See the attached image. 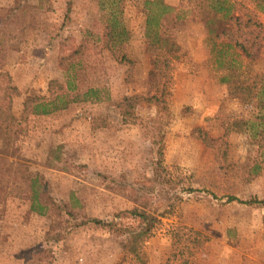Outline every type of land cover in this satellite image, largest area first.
<instances>
[{
  "label": "rangeland",
  "instance_id": "obj_1",
  "mask_svg": "<svg viewBox=\"0 0 264 264\" xmlns=\"http://www.w3.org/2000/svg\"><path fill=\"white\" fill-rule=\"evenodd\" d=\"M68 1L0 0L2 14L20 7L25 17L6 60L20 96L19 121L0 132V157L13 164L0 178V264H119L136 209L159 218L142 245L146 264H264V206L247 203L264 199V140L235 123L253 119L255 99L232 97L204 63L210 11L175 21L181 50L167 67L143 40L138 0L126 5L132 42L72 57L101 13L95 0L71 9ZM71 58L80 90L98 88L102 98L56 136L49 120L25 117L24 102L53 97ZM253 66L264 71V54ZM28 175L39 177L44 215L31 211Z\"/></svg>",
  "mask_w": 264,
  "mask_h": 264
},
{
  "label": "trees",
  "instance_id": "obj_2",
  "mask_svg": "<svg viewBox=\"0 0 264 264\" xmlns=\"http://www.w3.org/2000/svg\"><path fill=\"white\" fill-rule=\"evenodd\" d=\"M68 2V7L71 9L79 4L80 0ZM91 2L101 13L98 17V31H94L93 27L87 29L82 42L71 53L72 57L80 51L87 52L91 47L107 48L114 52L119 45L128 41L132 42V34L125 21L127 0ZM135 7L145 17L143 40L149 48L155 47L158 51L157 59L163 58V64L167 67L170 59L176 58L181 50L177 40L173 39L175 21L187 16L189 10L208 9L210 11L204 18L201 31L204 34L202 38L205 49L204 63H208L218 74L220 82L229 86L232 97L255 99V111L252 116L254 120L239 119L235 123L239 126L242 124L237 130L241 131L245 127L254 132V137L264 140V71L256 70L253 66V62L261 59L264 54V23L260 20V14H264V0H180L178 5L169 3L167 0H138ZM11 9L5 14H2L0 10V132L5 133L11 131L13 125L19 121L14 114L13 105L15 97L20 96L19 88L6 69V60L9 51L15 48L14 43H10V40L17 35L13 33V30L20 28L22 35L25 24V17L15 12L21 10L20 7ZM156 62L158 63L159 60ZM76 64L77 62H73V59L70 61L66 68L67 82L59 85V91L53 97L28 96L26 98L23 109L26 118L29 115L50 114L67 108L68 105L77 101H98L102 98L101 90L98 88L88 87L85 91L80 90L73 75ZM167 67L165 71L157 69L156 73L159 76L166 74ZM52 84L54 81L51 82V88ZM9 139L8 148L11 149V154H16L17 151L10 147ZM12 168L13 164L7 163L3 157H0L1 179L4 172L7 170L11 172ZM23 179L30 183L31 211L44 215L49 207L42 203V198L39 196V189L36 187L39 177L31 178L28 175ZM5 196H7L6 193L0 194V199ZM230 199L237 200V197ZM247 203L264 206V199H253ZM133 213L139 218V225L135 229L128 230V236L123 243L124 257L119 264H146L142 257V245L147 237L153 235L159 223V218L151 213L137 209ZM91 221L101 223L100 219H91Z\"/></svg>",
  "mask_w": 264,
  "mask_h": 264
},
{
  "label": "crops",
  "instance_id": "obj_3",
  "mask_svg": "<svg viewBox=\"0 0 264 264\" xmlns=\"http://www.w3.org/2000/svg\"><path fill=\"white\" fill-rule=\"evenodd\" d=\"M167 1L174 5L179 2L178 0ZM90 104L94 103L92 101H77L68 105L67 108L59 109L46 115H35L34 117L49 120V124L45 128L48 127L47 130L54 131L56 136L57 134L61 136L62 133H72L75 124H78L77 122L91 114Z\"/></svg>",
  "mask_w": 264,
  "mask_h": 264
}]
</instances>
